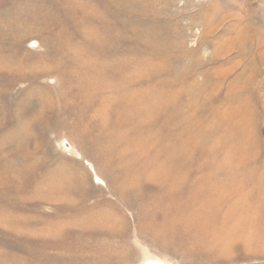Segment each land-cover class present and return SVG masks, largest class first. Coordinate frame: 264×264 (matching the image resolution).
Returning a JSON list of instances; mask_svg holds the SVG:
<instances>
[{
  "label": "rangeland",
  "instance_id": "1",
  "mask_svg": "<svg viewBox=\"0 0 264 264\" xmlns=\"http://www.w3.org/2000/svg\"><path fill=\"white\" fill-rule=\"evenodd\" d=\"M250 74L243 169L264 174V0H0V264H264L263 202L245 252L183 228L214 164L210 114ZM181 130L185 175L158 183L150 163ZM96 211L110 225H83Z\"/></svg>",
  "mask_w": 264,
  "mask_h": 264
},
{
  "label": "bare ground",
  "instance_id": "2",
  "mask_svg": "<svg viewBox=\"0 0 264 264\" xmlns=\"http://www.w3.org/2000/svg\"><path fill=\"white\" fill-rule=\"evenodd\" d=\"M260 58L262 59L261 56ZM254 77V74H250L246 80L241 79L240 88L229 90L222 102L218 106L214 105V111L210 114V124L215 128L216 136L208 139L210 146L215 148L212 156L209 157L214 164L212 169H208L201 179L189 188L188 193L192 203L189 207H184L189 222L183 228L192 229V237L199 240L201 236V241L210 243L227 253L238 248L241 252L248 249L251 234L255 233L257 228L256 215L259 212L260 203H264V174L260 170L254 172L243 169L253 161L257 146L254 136H249V127L253 119L249 108L252 101L250 89ZM244 94L245 97H243ZM257 100L264 101V95L258 96ZM190 105H187L188 115L191 112ZM153 108L158 110L159 105ZM126 112L128 117L141 118L147 111L141 105V100L132 96L127 103ZM183 120L181 116L174 119L178 122ZM193 127L197 128L199 124ZM120 132L121 145H124V139L131 134L140 151H148V137H144L142 131L127 133L120 130ZM166 135L167 138L162 142L168 141L167 144L156 151L150 163L152 164L150 175L158 183H165L168 180V173L174 175L171 177L174 180L184 177L182 166L175 169L171 167L175 165L174 153L185 145H192V142L188 140L184 143L183 130L176 132V135L172 131ZM186 136L192 137V133L189 132ZM232 167H236V170L233 171ZM214 170L219 173L220 178ZM46 182L49 183V180ZM256 186L258 189L260 187V192L263 194H258L259 198L253 195ZM257 198L259 199L257 205L250 204L251 201L256 202ZM111 220L110 216L101 211L90 212L83 225L105 227L110 225ZM196 233L199 234L196 236Z\"/></svg>",
  "mask_w": 264,
  "mask_h": 264
}]
</instances>
